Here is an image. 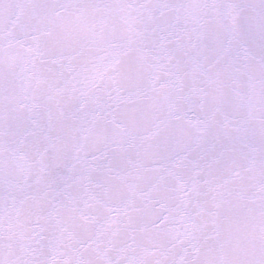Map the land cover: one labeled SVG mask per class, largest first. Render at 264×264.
<instances>
[{"label":"snow or ice","instance_id":"6c2138e0","mask_svg":"<svg viewBox=\"0 0 264 264\" xmlns=\"http://www.w3.org/2000/svg\"><path fill=\"white\" fill-rule=\"evenodd\" d=\"M0 264H264V0H0Z\"/></svg>","mask_w":264,"mask_h":264}]
</instances>
